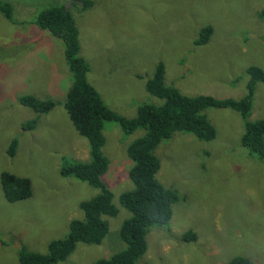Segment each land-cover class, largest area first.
<instances>
[{
    "label": "rangeland",
    "instance_id": "374dc122",
    "mask_svg": "<svg viewBox=\"0 0 264 264\" xmlns=\"http://www.w3.org/2000/svg\"><path fill=\"white\" fill-rule=\"evenodd\" d=\"M14 5V20L0 13V176L4 171L31 179L33 197L10 203L0 179V264H19L23 247L46 254L49 243L68 235L69 224L84 218L80 203L99 190L63 177L65 160L90 161L89 141L79 135L64 108L73 75L62 40L40 29L38 13L65 6L80 31L81 55L90 63L89 82L105 103L125 117L137 115L144 103L161 104L146 90L156 65H166V82L188 96L241 99L248 68H264V0H3ZM211 24L207 45L195 44L200 30ZM141 76L142 79H139ZM35 95L58 104L38 115L20 104ZM215 127L214 140L176 132L155 150L161 167L158 180L178 192L168 227L153 226L148 252L138 264H229L235 256L264 264V161L242 145L244 122L231 109L204 111ZM264 118V83H257L251 121ZM37 121L34 130L24 125ZM146 131L125 134L107 122L104 175L119 208L105 216L109 233L101 245L79 243L59 264H95L123 251L122 224L131 217L120 203L134 189L128 147ZM17 139V154H7ZM192 231L196 239L187 242Z\"/></svg>",
    "mask_w": 264,
    "mask_h": 264
},
{
    "label": "trees",
    "instance_id": "16d2710c",
    "mask_svg": "<svg viewBox=\"0 0 264 264\" xmlns=\"http://www.w3.org/2000/svg\"><path fill=\"white\" fill-rule=\"evenodd\" d=\"M81 2L84 10L92 6L90 0ZM0 13L8 20L15 21L12 3L0 0ZM259 17L264 20V10L259 13ZM35 23L40 29L62 40L65 45V57L73 75V83L68 90L64 108L79 135L86 138L90 145V161L65 160L60 174L86 182L99 190V193L80 203L84 218L70 222L66 237L51 241L46 254L23 247L19 253V264H59L72 256L79 243L101 245L106 239L109 224L105 216L116 217L119 214V208L114 203V193L103 179L110 166V161L103 152L107 122L118 123L125 134H133L138 129H144L146 133L127 149L128 157L133 162L129 177L135 187L119 197L121 205L131 213V217L120 228V237L126 248L110 258L97 260L95 264H138L148 252L147 236L150 229L153 226H169L174 206L181 197L176 190L165 187L158 180L161 162L155 150L163 140L172 138L176 132L189 133L204 141L214 140L217 131L204 113L206 109H231L239 113L245 129L242 145L264 161V118L250 120L256 85L264 83V68H248L250 80L243 98L217 99L210 95L188 96L177 87L167 84L166 65L159 61L154 75L146 82V90L163 102L144 103L138 107L135 117L128 118L112 110L89 82L91 66L81 55L80 31L71 11L65 6L45 8L38 13ZM214 32L213 25L204 26L195 44H209ZM138 78L142 79L141 76ZM20 104L41 115L48 114L58 103L49 98L25 95L20 98ZM36 126L37 121L34 120L26 123L24 130H34ZM18 147V140H12L7 150L8 156L14 158ZM0 179L8 202L17 203L33 197L34 189L30 178L4 171ZM182 239L192 242L196 235L188 231ZM229 264L255 263L248 257L238 255Z\"/></svg>",
    "mask_w": 264,
    "mask_h": 264
}]
</instances>
